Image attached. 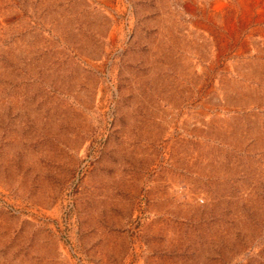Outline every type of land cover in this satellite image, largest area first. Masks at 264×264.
<instances>
[{
	"label": "rangeland",
	"instance_id": "rangeland-1",
	"mask_svg": "<svg viewBox=\"0 0 264 264\" xmlns=\"http://www.w3.org/2000/svg\"><path fill=\"white\" fill-rule=\"evenodd\" d=\"M0 264H264V0H0Z\"/></svg>",
	"mask_w": 264,
	"mask_h": 264
}]
</instances>
